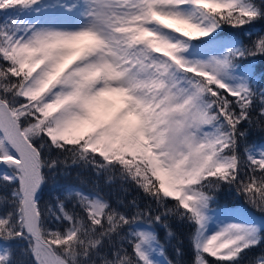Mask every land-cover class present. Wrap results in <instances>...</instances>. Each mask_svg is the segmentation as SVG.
I'll use <instances>...</instances> for the list:
<instances>
[{
	"label": "snow or ice",
	"instance_id": "1",
	"mask_svg": "<svg viewBox=\"0 0 264 264\" xmlns=\"http://www.w3.org/2000/svg\"><path fill=\"white\" fill-rule=\"evenodd\" d=\"M260 22L264 0H0V264H184L173 223L191 264L264 245V219L213 207L227 186L264 217V34L227 31ZM73 169L147 203L67 185L42 205Z\"/></svg>",
	"mask_w": 264,
	"mask_h": 264
},
{
	"label": "trees",
	"instance_id": "2",
	"mask_svg": "<svg viewBox=\"0 0 264 264\" xmlns=\"http://www.w3.org/2000/svg\"><path fill=\"white\" fill-rule=\"evenodd\" d=\"M227 31L232 32L233 35L238 37L239 39L243 40L244 43L248 44L252 40H255L258 34H264V22H260L251 29L245 28L243 31L240 30H232L227 29ZM251 32V36L245 35V33ZM255 65L257 66V70H264V57H255L253 58ZM244 127H248L245 125ZM249 143H256V144H264V132H261L260 130L256 128H250L249 129V137H248ZM241 150L243 151V143L241 145ZM83 179L86 181L85 183L81 184L80 179L77 175V170L73 169L71 170V175L68 177L62 179L59 184L53 188L52 184L50 183L43 192L42 198H41V204H46L48 202H54L52 200L53 196L55 195H62V189L64 186L67 185H76L79 187H83L85 191H94L97 187L102 191L104 195H106L108 198H110L113 202V205L115 206L117 203V198H122L124 200H132L133 198H136L138 202L143 206L145 203H147L146 198L143 196L141 192H139L138 189L135 188L133 185L125 184L123 185V188L127 191L121 190V182L116 181L112 185H108L105 182L104 177H97L91 172L84 173ZM234 206H242L248 211L253 214L258 215L262 218L261 214L252 210L249 205L246 204L244 197L241 195H237L234 188H228L227 186L223 187L219 193H217V202L213 204L214 208H220V207H234ZM69 207L71 205L69 204ZM264 218V217H263ZM50 227H55L54 221H49ZM173 228L177 233V236L180 240L183 241L182 247L185 250V255L183 257L184 264H191L193 259V250L189 243V233L191 229L186 224H178L173 223ZM162 241L165 240V232L163 228L158 229ZM177 244V240L173 239L170 243H166V255L169 259H174V246ZM264 253V245H260L259 247L253 249L252 251L248 252L245 260L243 261V264H249V261L252 260L254 257L261 255ZM211 259V258H210Z\"/></svg>",
	"mask_w": 264,
	"mask_h": 264
},
{
	"label": "rangeland",
	"instance_id": "3",
	"mask_svg": "<svg viewBox=\"0 0 264 264\" xmlns=\"http://www.w3.org/2000/svg\"><path fill=\"white\" fill-rule=\"evenodd\" d=\"M235 207H237V206H235ZM241 207V206H240ZM220 208H224V207H220ZM251 214V216L254 218V219H256L257 221H260L261 219H263V218H260V217H258V215H255V214H252V213H250ZM213 227H215V225H213Z\"/></svg>",
	"mask_w": 264,
	"mask_h": 264
}]
</instances>
